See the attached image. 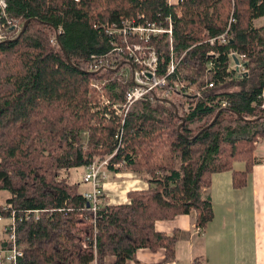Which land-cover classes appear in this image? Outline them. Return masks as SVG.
Returning a JSON list of instances; mask_svg holds the SVG:
<instances>
[{"label": "trees", "instance_id": "trees-1", "mask_svg": "<svg viewBox=\"0 0 264 264\" xmlns=\"http://www.w3.org/2000/svg\"><path fill=\"white\" fill-rule=\"evenodd\" d=\"M6 2L10 24L20 29L8 27V39L0 41V190L8 193L0 202V220L8 218L0 246L9 243L14 213L23 250L16 264H106L108 256L111 264H125L140 248H163L173 261L178 235L158 232L155 221L194 211L204 228L213 217L202 195L211 175L232 170L234 186L243 185L256 162L254 142L264 138V24L254 20L264 16V0ZM167 18L171 34L147 41L129 36L127 42L152 46L158 74L169 84L178 77L196 92L148 96L123 123L105 118L91 82L107 79L100 91L112 102L122 100L128 82L117 79L114 68L89 71V62L110 56L118 64L127 57L117 30L125 22L167 27ZM226 29L225 44H209L207 38ZM169 38L173 74H167ZM229 51L244 56L240 75ZM105 155H112L109 170L122 163L148 187L129 191L125 204H106L102 196L92 211L80 188L82 174ZM235 161L244 169H233ZM79 169L81 176L70 182L71 170Z\"/></svg>", "mask_w": 264, "mask_h": 264}, {"label": "crops", "instance_id": "crops-1", "mask_svg": "<svg viewBox=\"0 0 264 264\" xmlns=\"http://www.w3.org/2000/svg\"><path fill=\"white\" fill-rule=\"evenodd\" d=\"M259 21H264V16L254 20L255 25H261L256 24ZM254 157L256 162L243 185L234 186L232 170L211 175L202 195L210 199L213 217L201 232L196 229L194 211L155 221L158 232L178 235L173 261L166 260L163 248H140L125 264H192L194 259L201 264H264V150L256 149ZM237 162L233 169L243 170L244 163L238 169ZM109 175L111 179L107 180ZM108 177L103 185L106 204L128 203L129 191L148 187L144 178L131 170H110ZM113 261L114 257L108 256L106 264Z\"/></svg>", "mask_w": 264, "mask_h": 264}, {"label": "built area", "instance_id": "built-area-1", "mask_svg": "<svg viewBox=\"0 0 264 264\" xmlns=\"http://www.w3.org/2000/svg\"><path fill=\"white\" fill-rule=\"evenodd\" d=\"M168 3H171V1L168 0ZM6 5V0H0V41L8 39L6 34L8 32V27L15 28L14 32L20 29V26L10 24V21L7 18ZM2 19L6 20L7 25L3 23ZM167 20V27H162L156 23L148 21L145 24L138 25H133L130 21L125 22L123 28H119L117 30L124 37L126 50L122 51V53H126L127 57L121 58L118 64H116L115 60L110 56L93 57L89 62V71L99 72L104 69L114 68V70H116V78L124 82H128L122 100L117 102H112V100L107 99L106 95L100 91L106 82H108L107 79L91 82V87L99 91V100L101 102V106L103 105L106 107L105 112L103 111L105 118H109L111 115H113L119 118L121 123H123L128 112H130L139 101L147 98L148 96L156 94L161 97H167L172 90H191L190 85L184 84L180 79H178V77H176L172 83L169 84L165 75L158 74V56L152 46L142 48L139 46V43L129 44L127 42L129 36H135L138 40L147 41L151 39V36H157L165 32L171 34L172 24L170 22V18H167ZM207 39L211 45L225 44L228 40L227 29L221 34L214 37H209ZM169 44L171 58L167 67V74H173L176 69V63L174 62L172 55V38H169ZM116 50L120 52L119 48ZM119 55L120 54L118 53V59L120 58ZM228 55L232 59L231 65L236 69V74L240 75L242 72H244V56L234 51H229ZM234 59H236L237 62H235ZM212 84V82H207L208 87L212 86ZM225 105L226 103H222V106ZM261 106L264 107V96ZM115 136L118 137L119 133ZM107 168V159H104L91 162L85 167L83 171V182L89 185L90 188L83 191L82 193L92 211H96L98 205L102 201L103 185L108 177ZM27 212L24 213L25 217H28L29 215ZM38 212V210H35L33 213L35 219L38 217ZM9 225L10 226L7 228L9 230V243L5 248L0 246V264H16L17 258L23 254L22 247L16 242L14 213L11 214ZM196 229L200 232L202 231V227L199 225H196ZM1 261L3 263H1Z\"/></svg>", "mask_w": 264, "mask_h": 264}, {"label": "rangeland", "instance_id": "rangeland-1", "mask_svg": "<svg viewBox=\"0 0 264 264\" xmlns=\"http://www.w3.org/2000/svg\"><path fill=\"white\" fill-rule=\"evenodd\" d=\"M263 22L264 21H259V22H256V24H260V23L263 24ZM139 46L140 47H143V45L141 43H139ZM139 49H142V48H139ZM190 88H191L190 91L196 92V89H195L194 85L190 84ZM232 89H234V88H232ZM254 143H255L254 144L255 145L254 146L255 149H258L259 151H261V150L263 151L264 150V138L258 137L257 140H256V142H254ZM110 158H111V156L105 155L104 157H97V158H95L94 161H100V160H104V159L106 160L107 159V165H108ZM112 167L113 168L121 169L123 171L128 170V169L124 168V165L122 163H113L112 164ZM235 167L238 168V169H241L243 167V163L237 162L235 164ZM108 171H110V170L108 169ZM81 172H82L81 169H79V170H71V172L69 173V175H70V177H69L70 182L77 180L81 176ZM134 172H136V171H134ZM63 175H65V173H63ZM109 179H111V176L110 175H109V177H108L107 180H109ZM80 186H81L80 187L81 189H89L90 188L89 185H87V184L84 185V183L81 184ZM7 196H8V193L6 191L0 190V202L1 203L4 202V200L6 199ZM7 221H8V218H5L4 220L0 221V235L3 234V229H4V226L7 224ZM1 237H2V235H1Z\"/></svg>", "mask_w": 264, "mask_h": 264}, {"label": "water", "instance_id": "water-1", "mask_svg": "<svg viewBox=\"0 0 264 264\" xmlns=\"http://www.w3.org/2000/svg\"><path fill=\"white\" fill-rule=\"evenodd\" d=\"M27 23H28V21H26V22H24V24L22 25V31L25 29V27H26V25H27ZM63 52L65 53V51L63 50ZM67 58V57H66ZM67 60H68V58H67ZM235 60V62H237V60L236 59H234ZM167 102H170L168 99H165ZM176 113H177V111H176ZM87 206H89V204L87 203Z\"/></svg>", "mask_w": 264, "mask_h": 264}, {"label": "bare ground", "instance_id": "bare-ground-1", "mask_svg": "<svg viewBox=\"0 0 264 264\" xmlns=\"http://www.w3.org/2000/svg\"><path fill=\"white\" fill-rule=\"evenodd\" d=\"M153 175V174H152Z\"/></svg>", "mask_w": 264, "mask_h": 264}]
</instances>
